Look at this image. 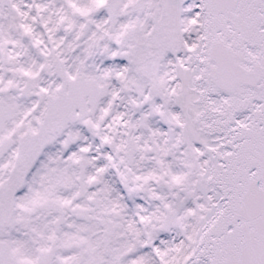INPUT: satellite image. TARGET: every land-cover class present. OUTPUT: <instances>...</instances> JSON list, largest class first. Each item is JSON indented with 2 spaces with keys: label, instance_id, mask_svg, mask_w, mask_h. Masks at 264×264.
Masks as SVG:
<instances>
[{
  "label": "snow or ice",
  "instance_id": "snow-or-ice-1",
  "mask_svg": "<svg viewBox=\"0 0 264 264\" xmlns=\"http://www.w3.org/2000/svg\"><path fill=\"white\" fill-rule=\"evenodd\" d=\"M0 264H264V0H0Z\"/></svg>",
  "mask_w": 264,
  "mask_h": 264
}]
</instances>
